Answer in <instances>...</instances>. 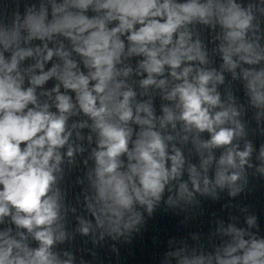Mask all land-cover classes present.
Instances as JSON below:
<instances>
[{
    "label": "clouds",
    "instance_id": "obj_1",
    "mask_svg": "<svg viewBox=\"0 0 264 264\" xmlns=\"http://www.w3.org/2000/svg\"><path fill=\"white\" fill-rule=\"evenodd\" d=\"M262 18L264 0H46L10 20L0 13V224L15 225L0 229V264H74L56 246L70 238L62 165L77 153L88 152L84 203L93 219L76 216V231L98 232L93 243H130L140 209L151 216L166 189L169 206L197 193L215 199L217 189L244 192L245 167H254L252 143H236L247 134L246 109L218 86L230 74L257 123L264 118ZM195 25L218 41L219 71ZM154 94L167 102L159 115ZM175 142L191 143L199 165ZM257 159L264 178V145ZM247 225L256 227L255 216ZM220 231L230 239L214 252L168 255L175 264H264V238L234 225Z\"/></svg>",
    "mask_w": 264,
    "mask_h": 264
}]
</instances>
